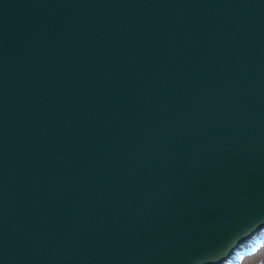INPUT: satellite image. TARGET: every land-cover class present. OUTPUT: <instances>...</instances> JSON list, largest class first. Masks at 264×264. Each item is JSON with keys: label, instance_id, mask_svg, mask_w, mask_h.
Listing matches in <instances>:
<instances>
[{"label": "water", "instance_id": "95a60500", "mask_svg": "<svg viewBox=\"0 0 264 264\" xmlns=\"http://www.w3.org/2000/svg\"><path fill=\"white\" fill-rule=\"evenodd\" d=\"M264 231V0H0V264H223Z\"/></svg>", "mask_w": 264, "mask_h": 264}, {"label": "rangeland", "instance_id": "374dc122", "mask_svg": "<svg viewBox=\"0 0 264 264\" xmlns=\"http://www.w3.org/2000/svg\"><path fill=\"white\" fill-rule=\"evenodd\" d=\"M223 264H264V231L235 249Z\"/></svg>", "mask_w": 264, "mask_h": 264}]
</instances>
